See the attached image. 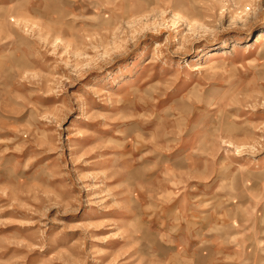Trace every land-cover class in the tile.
<instances>
[{
  "label": "rangeland",
  "instance_id": "rangeland-1",
  "mask_svg": "<svg viewBox=\"0 0 264 264\" xmlns=\"http://www.w3.org/2000/svg\"><path fill=\"white\" fill-rule=\"evenodd\" d=\"M0 264H264V0H0Z\"/></svg>",
  "mask_w": 264,
  "mask_h": 264
}]
</instances>
